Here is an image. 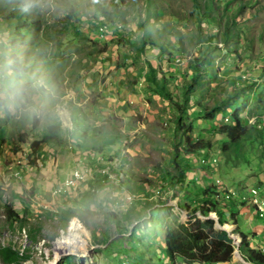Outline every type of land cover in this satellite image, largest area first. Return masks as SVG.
I'll return each mask as SVG.
<instances>
[{"label":"rangeland","instance_id":"obj_1","mask_svg":"<svg viewBox=\"0 0 264 264\" xmlns=\"http://www.w3.org/2000/svg\"><path fill=\"white\" fill-rule=\"evenodd\" d=\"M197 1L203 7L207 0ZM224 1L216 0L214 14L223 12ZM235 2L243 6L235 19L243 31L239 56L227 50L235 41L228 45L221 41L220 27L208 30L206 19L196 21L192 0H0V60L6 64L11 53L22 65V79L39 78L44 84V104L38 108L0 102V264H172L162 248L166 230L187 219L178 204L190 206L186 198L194 196L188 195L197 193L201 199L210 185L217 195L205 199L217 202L227 225H217L213 213L208 218L198 214V218L213 220L214 230L231 239L238 255L233 253L225 264H247L235 244L236 239L240 241L237 233L249 236L257 227L259 234L254 231L246 239L264 245V219L256 215L250 219L246 211L256 213V206L249 203L241 210L240 202L247 201L237 194L258 188L264 203V61L257 59L264 51V0H232L228 5ZM13 14L20 16L18 21L8 20ZM96 25L108 32L97 33ZM193 67L200 77L187 113L226 100L232 90L240 88V93L212 118L180 117L181 123H191V136L211 143L206 152L184 156L193 167L182 177L172 163L178 112L169 100L180 104L183 83L192 78ZM149 68L155 71L158 85L149 82ZM161 78L171 92L169 100L157 93ZM232 79L235 83L230 86ZM73 108L79 112L78 119H84L81 130L86 129L87 142L77 144L64 132L63 147L72 148L74 161L86 158L90 171L83 181L78 178L73 189L78 186L76 190L89 192L98 184L94 178L100 176L102 186L97 189L106 202L100 207L94 201L93 205L85 201L83 207L70 189L65 192L68 199L60 202L64 194L53 195L50 190V184L63 186L60 179L70 172L73 155L66 157L59 146L43 141L41 128L54 119L63 129H72ZM234 111L247 126H256L262 137L222 151L223 140L213 125L226 123L225 117ZM93 128L104 133L96 134ZM110 137L115 144L106 143ZM33 145L51 159H41L31 150ZM19 169L25 174L22 180H5L8 173L18 178ZM30 171L36 177L30 178ZM120 182L128 191L106 197L107 190ZM89 183L95 185L88 190ZM18 185L24 187L22 191ZM5 205L18 212L21 220L7 222ZM115 205L125 208L127 220L133 219L131 235L119 227L114 213L110 215L108 208L114 211ZM74 221L83 224L80 236L87 249L83 255L63 251L55 258V242L66 236ZM6 248L15 254L4 255ZM177 262L191 264L181 258Z\"/></svg>","mask_w":264,"mask_h":264},{"label":"trees","instance_id":"obj_2","mask_svg":"<svg viewBox=\"0 0 264 264\" xmlns=\"http://www.w3.org/2000/svg\"><path fill=\"white\" fill-rule=\"evenodd\" d=\"M232 0H225L224 1V9L221 14L217 15L213 12L216 8H218L216 5V0H207L203 3V7H201L199 2L197 0H192V12L194 13L196 17V21H200V19H206L207 29L212 30L213 27H220L222 31L221 41L225 43V45H228L231 41H235L233 43L232 50L227 49L228 51H232L233 55L239 56L238 48L240 47L241 42V35L243 31L241 30V26H238L235 19L237 13H239L242 9V4L235 2L232 7H230V2ZM216 4V5H215ZM202 8V10H201ZM103 11V10H101ZM1 13V12H0ZM204 16V17H201ZM18 21L20 16L18 14H13L8 17V20ZM15 18V19H14ZM12 20V21H13ZM107 25L112 28V23L108 22ZM22 29V27H20ZM258 60L264 61V51L262 50L259 52V55L257 56ZM196 62L199 60L196 59ZM151 68V67H150ZM149 68V69H150ZM261 72L264 74V68H262ZM155 75V76H154ZM156 74L155 71L150 69L149 72V82L153 83V85H158V80H156ZM199 70L197 67H193V74L190 81H184L183 88L181 91L182 99L180 101V104L177 103L175 100H169L171 99L172 95L171 92L168 90H165V81L163 78H161V86H158L156 89L157 93H159L161 96H166V98L173 102L176 110L178 112V116L174 119V122L177 126L178 131V138L176 141V145H174V153L172 155V163L176 167V169L179 171L180 175L183 177L184 172L191 170L193 166L191 164L187 163L184 156H192L197 155L199 153L206 152L210 149L211 143L209 140H206L204 138H196L190 135V132L192 130L191 123L184 124L180 122V117L183 115H194L196 118L200 117H209L212 118L213 116H216L217 113L220 112V108L225 105L229 99L233 98L236 94L240 93L239 89L232 90V93L230 92V96H227L226 100H221L220 102H216L213 104L210 108L201 107L199 106V109L195 112L187 113L186 108L188 106V102L190 101L191 92L193 91V86L197 85L199 83ZM230 86H233L235 81L229 80ZM206 106V105H205ZM75 108V107H74ZM70 109V120L72 122V125L74 126L72 129L67 130L63 129L60 125V122L58 120H54L48 124L46 127L41 128L42 131V139L46 142H51L57 146L60 147L61 151L65 144L66 138L64 136V132L69 133V138L77 142V144L85 145L87 142V132L86 129L81 130V128H85L84 125V119L80 118L78 119L77 114L79 112L76 111V109ZM226 123H222L221 125H213V129H215V133L222 138V144H224L222 151H226V149L235 148L239 146L241 142H251L252 139H260L262 136L258 132V128L256 126L250 125L247 126L245 122L242 120V117L237 112H231L228 116L225 117ZM96 127V126H95ZM95 128L91 129V131H94ZM176 131V134H177ZM96 134H103L102 131H94ZM174 134V135H176ZM37 143V142H36ZM106 143L108 145L115 144V138L110 137L108 140L106 139ZM181 143V148H178V146ZM36 145V144H35ZM35 145L32 146L31 150H35L40 158H45L46 151L41 150L39 148H35ZM182 151V153H181ZM184 152V153H183ZM203 155V154H202ZM98 163V162H97ZM102 164V163H98ZM101 170V169H100ZM98 171V170H96ZM98 174V173H97ZM99 176V174H98ZM168 173H166L162 181L167 178ZM165 177V178H164ZM102 178L105 180L106 176H102ZM169 178V177H168ZM172 178V177H171ZM99 178L95 177L94 182H97L99 186H102V183L99 182ZM171 179L170 181H172ZM90 184V183H89ZM88 184V185H89ZM125 185V184H124ZM121 182L117 184V187H123L124 191H128L126 188V185L124 186ZM174 185V184H173ZM165 189V187H163ZM20 191H22L23 186L19 185ZM213 186H208V188L203 192V197L197 198V193L194 195H188V196H194V200H188L186 198V202L190 205L186 206H180L178 204V207L180 209H184L187 215V219L184 222V224L178 226L175 229H169L165 232V238H164V245L162 248V251L164 254L169 257V259L172 261V264H179L177 260L181 258L183 261L187 263H193L197 262L200 264H225L230 262L233 254V246L231 245V239H229L226 236L225 232H217L214 230V221L211 219H205L202 221L198 218V214L202 216L203 218H206L208 215L213 213L216 215L218 219L219 224L227 225L224 221H222V217L217 211V202L211 201L205 199L206 195L215 194L216 192L213 191ZM164 192V191H163ZM1 186H0V195L2 194ZM200 194V193H199ZM14 197L16 199L20 198L19 193L17 190L13 191ZM196 198V199H195ZM228 198V195H227ZM231 201V205H235V202L233 200H227ZM159 204H164L162 201H158ZM151 205V204H150ZM246 206L247 203L240 202V206ZM236 206V205H235ZM110 215H113L112 213ZM5 218L6 221L12 224L11 222H14L16 220H21V216L18 214V212L14 211L11 206L5 205ZM240 237V241L238 243V250L240 251L242 257L245 259V261L251 263V264H264V255L260 252H258L256 249L249 248L248 246V240L246 239V236L241 233H237ZM264 250V249H263ZM15 254L13 250L10 248H6L4 250V255H13Z\"/></svg>","mask_w":264,"mask_h":264},{"label":"clouds","instance_id":"obj_3","mask_svg":"<svg viewBox=\"0 0 264 264\" xmlns=\"http://www.w3.org/2000/svg\"><path fill=\"white\" fill-rule=\"evenodd\" d=\"M22 78L23 68L17 57L9 53L6 64L0 60V102L21 104L30 108L42 106L43 81L34 77L27 80Z\"/></svg>","mask_w":264,"mask_h":264},{"label":"crops","instance_id":"obj_4","mask_svg":"<svg viewBox=\"0 0 264 264\" xmlns=\"http://www.w3.org/2000/svg\"><path fill=\"white\" fill-rule=\"evenodd\" d=\"M70 149H72V148H70ZM68 150V148L67 147H63L62 148V151H61V149H60V154H65L64 156H66V157H70V154H72L73 155V164L70 166L71 168H69L70 170L74 167V165H75V161H74V153L73 152H71V150ZM68 150V151H67ZM81 154V153H80ZM80 154L79 155H77V156H80ZM47 155V157L46 158H43V159H45V161H47V160H50L51 158L48 156V154H46ZM61 157H63L62 155H60ZM76 156V157H77ZM71 161V160H70ZM98 163H96V165H97ZM96 165H94V166H96ZM93 166V167H94ZM68 169V170H69ZM67 170V171H68ZM93 171L95 170V169H92ZM33 172H31L30 171V173H29V176H31L30 178H34V177H36V176H34L33 174H32ZM23 175H25L24 174V171L23 170H20L19 169V178H15V177H12L11 176V173H8L7 174V178H5V180H10V179H19V180H22V176ZM66 176H67V174H66ZM96 176H98V174H96ZM65 178V177H64ZM63 180V178L62 179H60V181H62ZM59 181V182H60ZM12 185V184H11ZM23 185V184H22ZM56 184H50V190H52L53 189V187L55 186ZM92 185H95V184H89V186H88V190H89V188H90V186H92ZM18 188H19V185L17 186ZM78 187V186H77ZM76 187V188H77ZM96 188H100L101 186H98V184L95 186ZM114 187V189H108L107 191V194H106V197H108V198H111L113 195H118L119 194V192L121 191V190H124V188L121 186V187H117V186H113ZM24 188V187H23ZM76 188H74V189H70V190H73V191H76V192H74L75 194L73 195V199H76L75 201H77V203L78 204H83V207L85 206L84 204H85V201H87V202H89L90 203V205H93L94 204V202H95V204H94V206H96V205H98L99 207L100 206H103V205H105L106 204V202H104V200H103V198H105V194L104 193H101V190H100V192H99V190H98V192H97V194H94L93 192H91L90 190H89V192H87V191H85L83 188L82 189H80V190H76ZM98 188V189H99ZM15 189V188H14ZM66 192V191H65ZM65 192H63L62 194H64V195H62L63 196V198L61 197V198H59L58 200L60 201V202H62V201H65V200H67L68 198L66 197V194H65ZM125 192H127V191H124L123 192V194L125 193ZM167 194V193H166ZM84 195H86V197H84ZM94 195H96V198L94 197ZM112 195V196H111ZM263 195V194H262ZM223 199H225V196H223ZM94 201V202H93ZM248 205H246V206H244V207H241L240 209L242 210V209H246V208H248L247 207ZM126 207V206H125ZM129 208V207H128ZM109 209V210H108ZM107 210L110 212V214L111 213H114V215H115V217H116V219L119 221V227L120 228H122V229H124V230H126L127 232H129V235H131V233H130V231H129V227H130V225L132 224V220L133 219H130V220H127L126 219V217H125V215H124V213L122 212V211H126L125 210V208H121L120 209V206L119 207H117V205H115L114 206V211L109 207ZM254 212H256V213H253V212H251V213H249V210H247L246 211V213L248 214V216H249V218L251 219L252 217H253V215H256V214H259V212L258 211H254ZM123 213V214H122ZM257 216V215H256ZM258 217V216H257ZM264 219V218H263ZM108 220V222L110 221V219L108 218L107 219ZM82 224V223H81ZM83 225V224H82ZM112 226H113V228L115 229V228H117V225L116 224H112ZM116 226V227H115ZM84 229L87 231V229H86V227L84 226ZM258 230H260L259 228H255V229H253V231H252V233H250V234H253V232L254 231H256V235H258L259 234V231ZM249 234V236H247V235H245L246 237H247V239H250L249 237H251V235ZM85 237H87L88 238V236H85ZM88 240V239H87ZM88 241H90V240H88ZM39 243V242H38ZM253 243H255L257 246H264V245H261L257 240H255V239H251V243H248V246L250 247V248H252V249H256L257 251H259L260 252V248H257V247H255V248H253L252 247V245H253ZM37 245V244H36ZM262 251H264V250H262ZM191 264H200V263H197V262H193V263H191Z\"/></svg>","mask_w":264,"mask_h":264},{"label":"bare ground","instance_id":"obj_5","mask_svg":"<svg viewBox=\"0 0 264 264\" xmlns=\"http://www.w3.org/2000/svg\"><path fill=\"white\" fill-rule=\"evenodd\" d=\"M87 160L86 158H81L78 157L76 159V161L81 164V167L84 166V170H88V165L86 163ZM110 173H107L108 178L110 177ZM16 177H18L17 175H15ZM83 181V177H80ZM115 183V182H114ZM63 186H55V190L52 191V194H56L59 193V190H61ZM91 192L97 194L98 189L93 186L91 187ZM252 192H260L258 188H251ZM239 198L242 201H246V199L244 198V196L240 195ZM250 203L255 205L257 208V211L259 212V207H257V200H250ZM264 204V203H263ZM82 225H80L78 222L71 223L70 225H68L67 227V231H66V236L63 237L59 240H57L55 242V249H54V256L55 258H57L59 256V253H62L63 251L65 253H75V254H81L84 253V250H86L87 248H85L86 242L85 240H83V238H81L80 236V229ZM83 232V231H82ZM237 240V239H236ZM53 243V242H52ZM24 245V244H23Z\"/></svg>","mask_w":264,"mask_h":264},{"label":"built area","instance_id":"obj_6","mask_svg":"<svg viewBox=\"0 0 264 264\" xmlns=\"http://www.w3.org/2000/svg\"><path fill=\"white\" fill-rule=\"evenodd\" d=\"M98 31H106V33L108 32L107 30L102 29V25H97L96 32L98 33ZM213 164L214 163H212L211 165ZM88 173H90L89 170H84L81 167V164L75 161L74 167L70 170L67 176H65V178L63 179V190H59V196L63 192L69 189H73V187L76 185L78 181V178L83 177V175H87ZM18 178H19V174H18ZM52 190H55V186L53 187ZM237 194L244 196V198L247 201V204L250 203V200H257V207H259V214H256V215L259 218H264V204H263V200L260 197V192H252L250 188L247 190V193L237 192ZM263 247L264 246H257V248H260V249H262Z\"/></svg>","mask_w":264,"mask_h":264},{"label":"water","instance_id":"obj_7","mask_svg":"<svg viewBox=\"0 0 264 264\" xmlns=\"http://www.w3.org/2000/svg\"><path fill=\"white\" fill-rule=\"evenodd\" d=\"M211 216V215H210ZM216 216V215H215ZM206 218H208V217H206ZM210 218V217H209ZM217 218V217H216ZM217 225H219V223H218V221H217ZM236 243V246H237V248H238V243H239V241L237 242V240L235 241ZM233 253H236L237 254V252H233ZM238 255V254H237ZM240 257V256H239ZM241 258V260L244 262V263H247V264H250L249 262H247V261H245L242 257H240Z\"/></svg>","mask_w":264,"mask_h":264}]
</instances>
